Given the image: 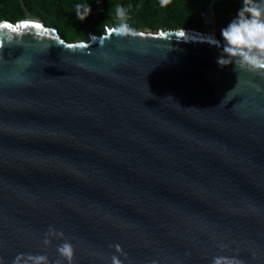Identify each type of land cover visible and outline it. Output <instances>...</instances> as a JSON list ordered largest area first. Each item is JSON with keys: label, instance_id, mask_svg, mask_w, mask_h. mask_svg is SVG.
I'll list each match as a JSON object with an SVG mask.
<instances>
[{"label": "water", "instance_id": "water-1", "mask_svg": "<svg viewBox=\"0 0 264 264\" xmlns=\"http://www.w3.org/2000/svg\"><path fill=\"white\" fill-rule=\"evenodd\" d=\"M20 2L0 21L3 264H56L64 239L73 264H264V74L217 63L216 0L204 28L87 42Z\"/></svg>", "mask_w": 264, "mask_h": 264}, {"label": "trees", "instance_id": "trees-1", "mask_svg": "<svg viewBox=\"0 0 264 264\" xmlns=\"http://www.w3.org/2000/svg\"><path fill=\"white\" fill-rule=\"evenodd\" d=\"M27 9L42 18L47 26L75 36L73 25L91 29L94 33L101 30L105 23L116 24L115 5H122L127 10V21L131 27L161 28H203L202 14L206 12L212 0H172L167 7H161L159 0H23ZM89 3L92 12L87 19L77 18L74 6ZM241 0H216L215 13L217 24L224 28L237 15ZM25 17L20 0H0V21L13 23ZM63 36V35H62Z\"/></svg>", "mask_w": 264, "mask_h": 264}, {"label": "clouds", "instance_id": "clouds-1", "mask_svg": "<svg viewBox=\"0 0 264 264\" xmlns=\"http://www.w3.org/2000/svg\"><path fill=\"white\" fill-rule=\"evenodd\" d=\"M172 0H159L161 7H167ZM77 18L81 21L91 15L92 9L89 3L76 4L74 6ZM114 18L116 24L114 30L120 35H129L134 30L127 23V10L122 5H115ZM222 52L217 63L221 67L235 65L238 68L253 73L264 74V0H241V7L232 21L221 30ZM165 98H172L171 96ZM173 99V98H172ZM54 237H63L50 227L45 234L42 243L48 246ZM224 246L221 245V248ZM116 252H120V245H114ZM56 251L60 259L56 264H73L75 248L71 241L64 239L58 244ZM0 264H3L0 258ZM12 264H50L46 254L19 253L13 259ZM111 264H122L119 256L111 257ZM211 264H242L235 256L216 255Z\"/></svg>", "mask_w": 264, "mask_h": 264}, {"label": "rangeland", "instance_id": "rangeland-1", "mask_svg": "<svg viewBox=\"0 0 264 264\" xmlns=\"http://www.w3.org/2000/svg\"><path fill=\"white\" fill-rule=\"evenodd\" d=\"M23 18H25V17H20L19 20H21ZM127 23H128V21H127ZM220 26H223V25H218V27H220ZM112 27H114V24L105 23V24L102 25L101 30H99L97 33H94L89 28H86V27H83V26H79V25H73L72 28H73V30L75 31L76 34H75V36H74L73 39L68 40V41H70V42H75V41H84V42H87L91 38L90 37V32H92V34H94L95 36H100V35L105 34L107 32V30L111 29ZM204 27H205V25H204ZM131 28L132 29H137V30H145V31H152V30L153 31H159V29L158 30H154V29L149 28V27H142V28L131 27ZM161 29L162 30H165V29H168V28H161ZM61 33L67 39L71 37V34L70 33H66L65 31H62ZM216 36L222 40L221 31H219L216 34Z\"/></svg>", "mask_w": 264, "mask_h": 264}, {"label": "snow or ice", "instance_id": "snow-or-ice-1", "mask_svg": "<svg viewBox=\"0 0 264 264\" xmlns=\"http://www.w3.org/2000/svg\"><path fill=\"white\" fill-rule=\"evenodd\" d=\"M29 26L35 27V28H41L42 27L41 24L32 23V22H25V23L19 25V27H23V28H27ZM4 27L9 28V29H12L13 31H16L17 30L15 27H13L12 24H5ZM182 35H183V33H182Z\"/></svg>", "mask_w": 264, "mask_h": 264}, {"label": "bare ground", "instance_id": "bare-ground-1", "mask_svg": "<svg viewBox=\"0 0 264 264\" xmlns=\"http://www.w3.org/2000/svg\"><path fill=\"white\" fill-rule=\"evenodd\" d=\"M215 27H218V26H216V24H215ZM204 30V29H203Z\"/></svg>", "mask_w": 264, "mask_h": 264}]
</instances>
